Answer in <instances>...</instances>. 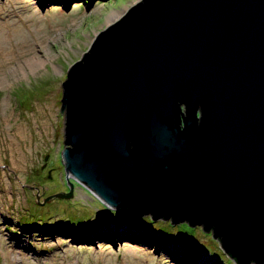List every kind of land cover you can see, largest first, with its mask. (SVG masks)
Wrapping results in <instances>:
<instances>
[{
    "label": "water",
    "instance_id": "water-1",
    "mask_svg": "<svg viewBox=\"0 0 264 264\" xmlns=\"http://www.w3.org/2000/svg\"><path fill=\"white\" fill-rule=\"evenodd\" d=\"M62 110L70 190L43 202L73 177L264 264V0L136 1L70 66Z\"/></svg>",
    "mask_w": 264,
    "mask_h": 264
},
{
    "label": "rangeland",
    "instance_id": "rangeland-1",
    "mask_svg": "<svg viewBox=\"0 0 264 264\" xmlns=\"http://www.w3.org/2000/svg\"><path fill=\"white\" fill-rule=\"evenodd\" d=\"M136 1L0 0V264H183L173 249L187 264H239L202 224L109 206L73 177L71 196L43 202L70 190L62 159L67 72L108 15ZM124 225L154 244L121 238L120 228L95 238Z\"/></svg>",
    "mask_w": 264,
    "mask_h": 264
},
{
    "label": "bare ground",
    "instance_id": "bare-ground-1",
    "mask_svg": "<svg viewBox=\"0 0 264 264\" xmlns=\"http://www.w3.org/2000/svg\"><path fill=\"white\" fill-rule=\"evenodd\" d=\"M41 2H48V1H54V0H40ZM55 1H58V2H66V0H55ZM70 0H67V2H69ZM120 12H117V11H114V12H111L109 15H108V17H107V23L109 24V23H112L113 21H115L119 16H120ZM31 61H33L32 59H31ZM42 60H40V59H36V63H40ZM34 64V63H33ZM40 199V198H39ZM118 227L119 226H110L109 228H108V230L107 231H97L96 233H94V235H95V238L96 239H98V240H100V239H102V238H100L99 236L100 235H108L110 232H116V231H118L119 229H118ZM127 227L126 226H124V231H122L123 233H121V238H124V239H128L129 241H130V239H131V241H132V237L133 236H135V232H133V231H131V230H129V229H126ZM100 233H102V234H100ZM92 236H93V234H92ZM136 237H138V238H136V239H134V240H137V241H143V243H146V244H150V245H152V244H154L153 242H149V240H144V238L142 237H140V236H136ZM139 243H142V242H139ZM133 246H134V244H133ZM133 249H134V247H132ZM170 254L176 259V260H178V261H180V262H182L183 264H187V262L186 261H191L190 260V258L189 257H187V256H184L182 253H177L174 249H173V251L172 252H170ZM196 260V259H195ZM197 261V260H196Z\"/></svg>",
    "mask_w": 264,
    "mask_h": 264
},
{
    "label": "clouds",
    "instance_id": "clouds-1",
    "mask_svg": "<svg viewBox=\"0 0 264 264\" xmlns=\"http://www.w3.org/2000/svg\"><path fill=\"white\" fill-rule=\"evenodd\" d=\"M108 226V225H107ZM124 226H126V225H124ZM124 226H119L120 227V229H121V232L122 231H124ZM118 227V228H119ZM122 227V228H121ZM127 227V226H126ZM139 227L141 228H144V230H146L147 228L145 227V226H143V225H139ZM126 229H129L128 227L126 228ZM129 230H131V231H133V232H135V235H137V236H140V237H142V236H146L143 232H141V231H138V228L137 227H135L134 229L133 228H130ZM123 233V232H122ZM161 233V232H160ZM120 235H121V233H120ZM170 235L171 234H169V236H168V238L170 237ZM162 236V238H167V237H165V236H163V235H161ZM160 236V237H161ZM133 238V237H132ZM170 239V238H169ZM171 241H173L174 243H178L177 244V246H183L185 249H186V251L188 252V253H190V252H196V247H193V246H188L187 245V243H185L183 240H181V239H178V238H175V240H171ZM176 246V247H177ZM180 250H181V248H179ZM185 251V252H186ZM171 252H172V250H171Z\"/></svg>",
    "mask_w": 264,
    "mask_h": 264
},
{
    "label": "trees",
    "instance_id": "trees-1",
    "mask_svg": "<svg viewBox=\"0 0 264 264\" xmlns=\"http://www.w3.org/2000/svg\"><path fill=\"white\" fill-rule=\"evenodd\" d=\"M127 209H128V208H127ZM126 211H127V210H126ZM128 212H129V211H128ZM163 217H165V218H166V216H163ZM170 220H171V222H172V219H171V218H170ZM183 223H185V225H190V224H189V222H186V221H185V222H183ZM143 226H144V224H143Z\"/></svg>",
    "mask_w": 264,
    "mask_h": 264
}]
</instances>
